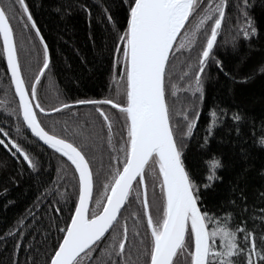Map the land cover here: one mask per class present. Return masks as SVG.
I'll return each mask as SVG.
<instances>
[{
	"label": "trees",
	"instance_id": "trees-1",
	"mask_svg": "<svg viewBox=\"0 0 264 264\" xmlns=\"http://www.w3.org/2000/svg\"><path fill=\"white\" fill-rule=\"evenodd\" d=\"M134 1L0 0L40 125L89 164V217L129 153L128 88L117 91L116 62ZM209 1L193 0L166 64L169 123L207 228V264H264V0ZM143 178L110 230L72 264H149L154 234L143 191L146 202L155 182L164 191L156 155ZM77 198L71 163L22 123L0 40V264H48ZM192 259L188 224L171 264Z\"/></svg>",
	"mask_w": 264,
	"mask_h": 264
},
{
	"label": "water",
	"instance_id": "water-1",
	"mask_svg": "<svg viewBox=\"0 0 264 264\" xmlns=\"http://www.w3.org/2000/svg\"><path fill=\"white\" fill-rule=\"evenodd\" d=\"M176 1L135 0L132 5L126 46L128 105L124 107L129 116L130 148L102 209L91 217L89 208L93 182L89 164L75 145L48 133L40 125L35 114L33 93L29 95L21 76L11 26L0 6V40L4 62L18 102L22 123L38 142L64 156L73 166L78 178V198L74 211L48 264H72L110 230L122 211L133 184L138 178L142 180L143 171L154 155L161 166L166 216L160 233L155 234L149 220L143 191L147 221L154 234V249L149 264L172 263L185 239L188 224L192 225L193 229L192 264H207L209 252L207 228L171 131L164 96L166 64L193 5V0H187L185 18L176 33L171 36L169 19ZM218 23L213 26L203 57L211 48ZM132 59L138 77L133 113L128 109L132 92L130 83ZM170 217L172 221L165 230ZM161 236L164 242L158 244L157 237Z\"/></svg>",
	"mask_w": 264,
	"mask_h": 264
},
{
	"label": "rangeland",
	"instance_id": "rangeland-1",
	"mask_svg": "<svg viewBox=\"0 0 264 264\" xmlns=\"http://www.w3.org/2000/svg\"><path fill=\"white\" fill-rule=\"evenodd\" d=\"M211 2L214 0H210ZM209 1V3H210ZM128 34L126 35V38L122 39L120 44H119V50H118V54H117V66H119L117 68V77H116V85H117V91L118 92H122V89H127L128 88V72H127V42H128ZM125 90L123 92H125ZM29 93V92H28ZM33 93V97H34V85L31 87V91L29 93V95H31ZM150 173H148L147 171V175L149 176V174H151V172L154 173L153 168L150 166L149 168ZM144 180V178H143ZM145 181V180H144ZM145 184V182H144ZM155 184L157 185V182H155ZM155 184L151 185L150 188H148V195H147V202H146V197H145V202H146V207L149 206V209L151 208V213L152 216L154 218L153 220H150L151 218L149 217L150 222L152 223V227L153 229H158L160 228V226L162 225L165 216H166V202H165V198H164V191L161 192V190L159 189L158 192V186H156ZM148 208H147V212H148ZM149 216V213H148ZM190 231L191 234L193 235V229H192V225H190Z\"/></svg>",
	"mask_w": 264,
	"mask_h": 264
},
{
	"label": "bare ground",
	"instance_id": "bare-ground-1",
	"mask_svg": "<svg viewBox=\"0 0 264 264\" xmlns=\"http://www.w3.org/2000/svg\"><path fill=\"white\" fill-rule=\"evenodd\" d=\"M187 12V0H177L175 2V6L173 10L171 11L170 19H169V33L171 36H173L180 25L182 24L185 15ZM130 83H131V103L128 107L129 111L131 113L134 112L135 107V96L137 93V87H138V77L137 73L134 68V60H131V67H130ZM165 180L167 183V177L165 176ZM167 190L169 191V187L167 186ZM172 221V218L170 217L167 221V224L165 226V230L168 229L170 222ZM199 229V227H198ZM158 244H162L164 242L163 236L157 237Z\"/></svg>",
	"mask_w": 264,
	"mask_h": 264
}]
</instances>
